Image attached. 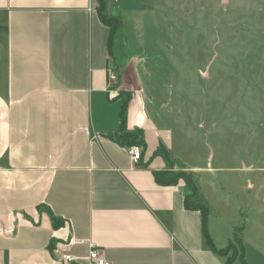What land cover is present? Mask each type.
<instances>
[{
  "label": "crops",
  "instance_id": "1",
  "mask_svg": "<svg viewBox=\"0 0 264 264\" xmlns=\"http://www.w3.org/2000/svg\"><path fill=\"white\" fill-rule=\"evenodd\" d=\"M113 2L120 21L143 11L141 0H107L108 16ZM96 7L0 0V264H70L54 248L68 236L86 241L69 248L74 264H87L89 240L110 264H223L205 242L201 212L185 208L181 183L155 179L170 164L156 151L170 150L171 137L138 88L129 87L125 130L143 131L139 159L116 139L126 88L109 86L107 70L121 77L127 62L120 69L117 31L109 42ZM211 213L207 232L221 249L229 239L215 237Z\"/></svg>",
  "mask_w": 264,
  "mask_h": 264
},
{
  "label": "rangeland",
  "instance_id": "2",
  "mask_svg": "<svg viewBox=\"0 0 264 264\" xmlns=\"http://www.w3.org/2000/svg\"><path fill=\"white\" fill-rule=\"evenodd\" d=\"M139 4L121 13L114 57L127 68L110 85L145 94L147 114L170 133L166 171L194 182L196 196L178 180L211 210L215 237L230 240L226 256L239 252L240 228L247 260L264 264V0Z\"/></svg>",
  "mask_w": 264,
  "mask_h": 264
},
{
  "label": "trees",
  "instance_id": "3",
  "mask_svg": "<svg viewBox=\"0 0 264 264\" xmlns=\"http://www.w3.org/2000/svg\"><path fill=\"white\" fill-rule=\"evenodd\" d=\"M96 2H97L96 12L98 14L99 19L101 20L102 23H104L109 28V42H110L112 40L113 35L117 31V29L120 27L121 21L116 15L108 16L105 14L107 0H96ZM128 99H129V95H125L122 97V102H121L120 111H119V125H118L119 136H117L116 139L121 144H124L127 147L133 144L143 146L144 144L142 141V133H143L142 130L140 129H136L134 131L125 130L126 108H127ZM156 153L161 154L164 160L169 162L168 152L161 145H159V148L157 149ZM155 179L161 185H173V184L178 183L179 179H182L186 183L189 191L191 192V195L196 196V193L194 192V190L196 189L195 184L193 181H191V179H189V177L186 176V174H183V173L173 174L166 170L158 171L155 173ZM191 195L185 194L184 206L187 209H197L201 212L203 235H204L205 242L210 247V249L213 250L216 254L222 255L225 257V261L223 264H232V262L236 259L240 262V264H248L243 255V243L240 237V228H236L232 236V240H235V242L240 246V250L239 252H237V250L234 249L233 251L232 249V254L229 256H226L227 252L229 251V244L227 245L226 248H221V249L215 248V246L213 245L208 235L207 228H206L207 216L209 212L207 208H205L201 204H200L201 206H194L190 201ZM51 219H52L53 228L56 229V228H59V226H61L62 223L61 221H59V219H57L56 217H52Z\"/></svg>",
  "mask_w": 264,
  "mask_h": 264
},
{
  "label": "built area",
  "instance_id": "4",
  "mask_svg": "<svg viewBox=\"0 0 264 264\" xmlns=\"http://www.w3.org/2000/svg\"><path fill=\"white\" fill-rule=\"evenodd\" d=\"M95 2V0H93ZM117 78L116 73L108 69L107 70V81L110 86L111 82L115 81ZM128 153L133 159L134 162H136L140 155H141V148L136 145H130L128 146ZM86 241L83 239L75 238L73 236H68L64 239H59L55 242L54 248L60 251V258L57 260L62 263H70L74 264L76 262V257L72 255L68 250L72 245H81L84 244ZM87 264H110V262L100 253V250L98 249L95 242L89 240L88 241V252L86 255Z\"/></svg>",
  "mask_w": 264,
  "mask_h": 264
},
{
  "label": "water",
  "instance_id": "5",
  "mask_svg": "<svg viewBox=\"0 0 264 264\" xmlns=\"http://www.w3.org/2000/svg\"><path fill=\"white\" fill-rule=\"evenodd\" d=\"M111 5H112V9H111L112 14L116 15V13H117L116 6H117V5H116L115 2H113Z\"/></svg>",
  "mask_w": 264,
  "mask_h": 264
}]
</instances>
